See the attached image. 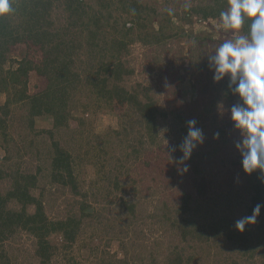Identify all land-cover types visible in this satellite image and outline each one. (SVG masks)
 <instances>
[{
    "label": "trees",
    "instance_id": "trees-1",
    "mask_svg": "<svg viewBox=\"0 0 264 264\" xmlns=\"http://www.w3.org/2000/svg\"><path fill=\"white\" fill-rule=\"evenodd\" d=\"M11 3L15 11L0 16V95H6L5 102L0 103V136L4 142L1 145L6 149V159L10 160L22 153L18 139L32 152L39 147L35 140L40 134H48L52 145L47 143L45 151L37 152L39 164L36 173L23 172L18 168L11 172L0 169V242L25 231L36 240L39 264H52L53 257L62 251L67 252L79 236L83 237L89 227L86 218L98 216L99 219L98 211H89V199L95 202L110 200V193L113 192V189L101 184L107 181L109 185L114 184V192H123L125 186L120 184L118 175L113 176V172L126 170L125 175L131 179L134 166L142 161L143 154L151 147H161L160 118L166 114L159 109L151 86L141 83L128 85L127 81L134 73L129 64L131 47L140 43L152 49L164 45L171 38H186L196 45L205 37L190 33L187 27L195 20L220 21V12L227 9L228 0H11ZM185 3L190 4L188 10L184 8ZM168 8L174 10L173 15L167 14L165 9ZM176 20L181 21L182 25L173 29ZM249 23L245 22L240 35H246ZM204 49L200 46L202 56L206 53ZM17 52L20 58L15 54ZM192 54L195 55V52ZM193 55L191 69L208 71L198 82L201 87H207L208 80L214 75V66L211 61L208 62V56L207 59L204 57L195 61L196 56ZM190 72L192 74L193 71ZM34 75L42 78L44 84L31 92L29 84ZM226 81L223 93L213 103H221L225 97L238 104L239 98L232 91L229 78ZM78 89H82L83 96L88 94L92 101H88L83 114L76 117L73 112L80 108V103L74 101L72 95ZM94 105L121 115L122 127L109 131L111 137L117 136L114 141L102 134H95L93 139L88 136L87 142L84 141V148H63L59 141L51 139L55 132L69 128L73 120L79 124L75 136L80 135L81 140H86L85 125L88 120L84 113L91 106L95 108ZM37 118L51 121L52 128L36 130ZM219 118L217 114L211 117V130L207 134H211V138L208 143L214 145V137L219 138L231 130L230 138L226 139L227 151L229 156L234 155L233 164L243 172L240 151L236 147L242 140L241 134L230 117L225 124H221ZM213 120L216 126H212ZM22 126L27 129H22ZM184 131L187 132V129ZM118 139H121V143ZM11 142L16 145V153L11 154L8 149ZM217 144L218 147L220 142ZM216 148L213 150H219ZM114 149H118L116 155ZM93 157L100 165V178L96 183L90 182L95 189L89 190L88 187L83 188V180L78 177L85 167V161ZM112 164L115 167L112 168ZM195 171L200 173L198 168ZM259 177V171L250 175L255 190L248 206L251 214L256 204L264 205V181ZM40 179L46 185H42ZM6 180H10L9 186L3 190L1 184ZM198 180L195 178V181ZM47 184L49 198L45 193ZM36 190H39L38 193ZM60 190L83 198L74 199L80 204L79 208L71 207L65 217L50 218L45 203L57 198ZM227 199H231L230 192ZM110 201L113 203L112 199ZM117 202L127 217L128 225L137 226L142 222L140 216L160 217L163 223L165 221L170 228L178 230L181 242H176L164 256L163 264H201L205 261H201L200 254L204 245L220 241L221 238L223 243L228 241L240 247L241 254L248 258L256 253V248L251 246L254 239L247 226L240 233L234 228L237 219L226 214L220 217L215 215L208 220L211 210L203 209L201 202L191 194L184 192L178 205L164 203L162 207L153 206L152 211L149 206H141L140 202L124 195ZM259 216L262 217L259 239L264 245V207H261ZM199 218L204 220L200 222ZM52 235L63 238L60 247L53 243ZM94 237L95 234H92L91 238ZM93 243L91 253L97 249ZM0 257V261L7 262L6 255L1 253ZM70 259L72 262L69 264H81L74 258ZM117 259V264H127L126 258ZM229 259L230 264H249L235 257ZM109 261L102 257L95 264H115L112 259ZM138 261L162 264L152 251L141 253Z\"/></svg>",
    "mask_w": 264,
    "mask_h": 264
},
{
    "label": "rangeland",
    "instance_id": "rangeland-1",
    "mask_svg": "<svg viewBox=\"0 0 264 264\" xmlns=\"http://www.w3.org/2000/svg\"><path fill=\"white\" fill-rule=\"evenodd\" d=\"M181 25V21L176 20L173 29ZM187 28L190 33L205 38L196 45H192V42H189L186 38H171L164 45L154 46L152 49L140 43H136L131 47L129 64L134 69V73L129 77L128 85L136 86L137 83H141L143 86L145 84L151 86L152 95L157 100L159 109L166 114L165 117L161 116L160 118V138L163 139L161 147L159 149L151 147L143 154L142 161L134 166L135 171L132 172L131 179L125 175L126 170L120 169L113 172V176L118 175L121 181L120 184L122 183L125 186L123 192H114V184L109 185L107 181L101 184L102 187L113 189L109 197L110 200H113V203L107 199L102 200V202H100L101 200L95 202L90 198L91 207L89 211H98L99 219L98 216L86 218L85 222L86 224L89 223V227L83 237L79 236L67 252L62 251L61 254L53 257L52 264H69L72 262L71 259V261L68 260L69 258H74L81 264H95L102 257L105 258L106 262H110L109 260L112 259L115 264H117V258H126L127 264H144L138 261V257L141 253L150 251L157 255V258L163 264L164 256L176 242H181L178 230L170 228L165 221L163 223L160 217L147 218L146 216H140L142 222L137 226L134 224L128 225L127 217L124 212H121L117 202L122 195L135 202H140L141 206H149L148 208L152 211L153 206L154 208L156 205L162 207L164 203L169 206L178 205L185 192L193 195L195 200L201 202L203 209L211 210L208 211V220L215 215L220 217L225 214L235 220L250 216L248 206L251 205L255 190L250 175L241 172L235 166L236 164H233L234 155L229 156L226 139L230 138L231 130L219 138L214 137L215 141L212 142L214 145L208 143L209 138H211V134L208 136L207 134L211 130V123L209 122L212 115L217 114L220 117L219 122L225 124L230 117V108L236 104L235 101H228L225 97L221 100V103H213V100H216L217 96L223 93L224 84L227 83L226 79L228 77L225 76L220 81H214L212 75L211 80H208V86L201 87L198 82L207 75L208 71L191 69L192 52H195V55H193L196 56L195 61L203 60L204 57L207 59V56L210 58L215 54V49L220 46L218 45L219 42L235 39L240 33L223 30L220 21L217 19L210 21L195 20ZM202 43H205V45H202ZM200 46L206 48L204 49L206 51L205 56H202L199 52ZM15 54L20 58L18 52ZM210 61L208 59L209 63ZM190 71H193L192 74ZM43 84L42 78L32 76L29 84L31 92H35ZM82 92V89H78L73 91L72 95L73 100L80 103V108L73 112L76 117L82 115L86 103L92 101L88 94L83 96ZM5 100L6 95L1 94L0 103L5 102ZM91 107L89 111L84 113L87 114L85 116L88 120L85 125L84 137H86V140H81L80 135L75 136L79 124L73 120L69 128L61 132H55L54 137L51 139L59 141L60 146L63 148H75L76 146L84 148L83 145L87 142L88 136L93 139L95 134H102L114 141L117 136L111 137L109 131L122 127L121 115L117 112L112 114L106 109H98L96 106L95 108ZM191 119L197 121L198 125L196 124L195 127L202 130L204 142L202 145H198L190 160L186 162L189 165V171L182 174L178 171L174 160L172 161L170 158V156L179 158L182 153L178 148L174 153L169 152V148L178 146L182 142L183 137L187 134L184 131V129H187V121ZM50 122L49 120L37 118L36 130L51 129L52 124ZM216 125L217 123L213 120L212 126ZM16 126H13L12 131L15 130ZM22 129L27 128L22 126ZM30 136L32 137L29 134ZM49 140L50 136L48 134H40L35 140L39 147H35L36 149L32 152L23 145L21 139H18L17 143L23 148L22 153L17 158L14 155L10 160L5 157L7 153L4 146L1 145L4 142L0 136V169L11 172L18 168L23 172L36 173L39 164L37 152L45 151L47 143H49V146L52 145ZM120 140L118 139V141ZM218 142L220 144L217 147ZM215 148L219 150L214 151ZM8 149L11 154L17 152L16 145L13 142L9 144ZM114 151L116 155L118 149H114L113 153ZM84 166L78 179L83 180L84 189L87 187L89 190L95 189L94 184L90 182L96 183L99 180L100 165L93 157L92 160L85 161ZM112 166L115 167L114 164ZM196 168L200 170V173L195 171ZM195 178L199 180L195 181ZM9 181L6 180L1 184L3 190L9 186ZM40 183L46 185L43 179H40ZM38 191L36 190L37 193ZM102 191L105 192V190ZM49 192L47 184L46 198L50 197L48 196ZM228 192L231 195L230 201L227 199ZM56 197L45 203L46 212L50 218L65 217L71 207L77 208L78 206L79 208L80 204L74 199L82 200L83 198L81 196L74 197L73 194L62 190L56 194ZM199 220L202 222L204 219L199 218ZM261 220L262 217L258 216L255 224L247 225L251 238L254 239L251 240V246L256 248L253 257L248 258V256L242 255L240 247L234 246L228 241L223 243L221 241L223 238H221L220 241L208 242L204 245V253L200 254L202 256L201 261H205L201 264H230L229 258L231 257L249 264H262L264 245L259 239L260 232L258 231ZM92 234H95L94 238H91ZM51 239L59 247L63 243V238L59 235H52ZM92 243L94 247H97L93 253L90 251ZM259 244L260 246H258ZM36 248L35 238L27 232L21 231L15 234L14 237L12 236L0 242V254L3 253L7 257V262L3 260L0 261V264H39Z\"/></svg>",
    "mask_w": 264,
    "mask_h": 264
},
{
    "label": "clouds",
    "instance_id": "clouds-1",
    "mask_svg": "<svg viewBox=\"0 0 264 264\" xmlns=\"http://www.w3.org/2000/svg\"><path fill=\"white\" fill-rule=\"evenodd\" d=\"M184 8L188 10L190 4L185 3ZM14 11L11 0H0V16ZM165 11L170 16L174 13L172 8ZM246 21L250 22L246 35L225 40L210 60L214 66L213 80L220 81L227 76L239 98V103L230 108V119L242 137L236 144L242 170L247 175L259 171V178L264 181V0H228L227 9L220 12L221 27L225 31L239 33ZM196 123L195 119L188 120L182 142L169 148V152L174 153L178 148L182 153L179 158L170 156L182 174L189 171L186 162L204 142L203 132L195 127ZM261 207L264 205L256 204L250 216L235 221L234 228L243 233L247 225L255 224Z\"/></svg>",
    "mask_w": 264,
    "mask_h": 264
},
{
    "label": "water",
    "instance_id": "water-1",
    "mask_svg": "<svg viewBox=\"0 0 264 264\" xmlns=\"http://www.w3.org/2000/svg\"><path fill=\"white\" fill-rule=\"evenodd\" d=\"M90 210H92V209H90Z\"/></svg>",
    "mask_w": 264,
    "mask_h": 264
}]
</instances>
